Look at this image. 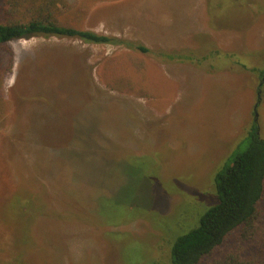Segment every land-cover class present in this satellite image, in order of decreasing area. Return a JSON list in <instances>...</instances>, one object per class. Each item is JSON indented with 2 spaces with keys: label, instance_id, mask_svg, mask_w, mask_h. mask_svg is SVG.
Here are the masks:
<instances>
[{
  "label": "rangeland",
  "instance_id": "374dc122",
  "mask_svg": "<svg viewBox=\"0 0 264 264\" xmlns=\"http://www.w3.org/2000/svg\"><path fill=\"white\" fill-rule=\"evenodd\" d=\"M69 1L147 52L32 38L1 53L0 264H169L254 122L264 139V0Z\"/></svg>",
  "mask_w": 264,
  "mask_h": 264
},
{
  "label": "trees",
  "instance_id": "16d2710c",
  "mask_svg": "<svg viewBox=\"0 0 264 264\" xmlns=\"http://www.w3.org/2000/svg\"><path fill=\"white\" fill-rule=\"evenodd\" d=\"M85 12L69 0H0V57L9 43L32 38L75 39L147 52L137 42L85 29ZM122 81L106 85L120 92L124 91ZM214 185V205L169 246V264H264V139L255 122L226 158ZM149 189L146 187L148 197ZM129 207L128 211L137 209L133 201ZM140 217L137 212L120 225Z\"/></svg>",
  "mask_w": 264,
  "mask_h": 264
},
{
  "label": "water",
  "instance_id": "95a60500",
  "mask_svg": "<svg viewBox=\"0 0 264 264\" xmlns=\"http://www.w3.org/2000/svg\"><path fill=\"white\" fill-rule=\"evenodd\" d=\"M257 98H258V100H257V102H256V104H255V106H254V109H253L255 118L257 117L256 108H257V105H258V103H259L260 90L257 92Z\"/></svg>",
  "mask_w": 264,
  "mask_h": 264
}]
</instances>
